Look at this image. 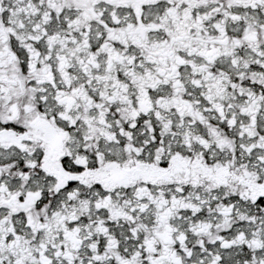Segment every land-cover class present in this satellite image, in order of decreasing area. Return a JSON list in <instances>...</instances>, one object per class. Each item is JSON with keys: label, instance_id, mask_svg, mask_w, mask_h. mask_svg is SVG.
Here are the masks:
<instances>
[{"label": "snow or ice", "instance_id": "obj_1", "mask_svg": "<svg viewBox=\"0 0 264 264\" xmlns=\"http://www.w3.org/2000/svg\"><path fill=\"white\" fill-rule=\"evenodd\" d=\"M0 264H264V0H0Z\"/></svg>", "mask_w": 264, "mask_h": 264}]
</instances>
